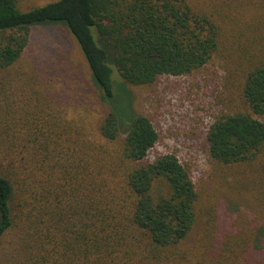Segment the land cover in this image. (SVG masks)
I'll return each mask as SVG.
<instances>
[{
	"label": "trees",
	"instance_id": "obj_1",
	"mask_svg": "<svg viewBox=\"0 0 264 264\" xmlns=\"http://www.w3.org/2000/svg\"><path fill=\"white\" fill-rule=\"evenodd\" d=\"M59 22L99 96L95 131L74 128L32 75H9L33 28ZM222 37L187 0H57L26 11L0 0V264H264L257 225L235 245H186L194 181L177 156L151 155L159 134L127 88L199 71ZM255 42L238 55L248 111L215 119L205 141L213 162L262 179L264 37Z\"/></svg>",
	"mask_w": 264,
	"mask_h": 264
},
{
	"label": "rangeland",
	"instance_id": "obj_2",
	"mask_svg": "<svg viewBox=\"0 0 264 264\" xmlns=\"http://www.w3.org/2000/svg\"><path fill=\"white\" fill-rule=\"evenodd\" d=\"M55 1L17 0L22 11ZM187 1L211 15L222 28L220 50L202 69L190 75L164 76L151 86L127 88L133 110L148 116L159 134L151 155L177 156L194 181L198 219L186 245L205 244L208 239L216 240L217 245L223 240L235 245L249 239L255 225L264 229V177L260 179L246 165L213 162L205 137L215 119L248 111L242 96L245 68L238 55L243 49L260 47L255 41L264 37V0ZM61 24L34 27L22 62L9 75H32L46 94H52L54 105L64 110L74 128L95 131L102 118L94 99L99 96L83 57ZM221 234H226L225 238ZM256 239L260 240L257 248H264V230L258 231ZM239 260L241 264V259L232 264Z\"/></svg>",
	"mask_w": 264,
	"mask_h": 264
}]
</instances>
